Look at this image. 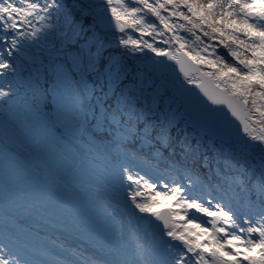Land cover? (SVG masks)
Returning <instances> with one entry per match:
<instances>
[{"label":"snow or ice","instance_id":"obj_1","mask_svg":"<svg viewBox=\"0 0 264 264\" xmlns=\"http://www.w3.org/2000/svg\"><path fill=\"white\" fill-rule=\"evenodd\" d=\"M0 264H264V0H0Z\"/></svg>","mask_w":264,"mask_h":264},{"label":"rangeland","instance_id":"obj_2","mask_svg":"<svg viewBox=\"0 0 264 264\" xmlns=\"http://www.w3.org/2000/svg\"><path fill=\"white\" fill-rule=\"evenodd\" d=\"M133 38H135V34H133ZM133 223H135V221H133ZM54 232H55V230L48 229L47 231L42 232L41 235H49V236H52ZM69 240H70V242H73V243H79L78 241H75L73 237H69ZM44 243H47V242L45 241Z\"/></svg>","mask_w":264,"mask_h":264}]
</instances>
